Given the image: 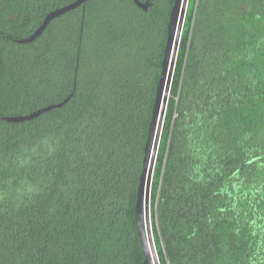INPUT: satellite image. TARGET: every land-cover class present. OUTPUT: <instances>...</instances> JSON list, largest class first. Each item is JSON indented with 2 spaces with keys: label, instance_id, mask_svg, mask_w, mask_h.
Returning a JSON list of instances; mask_svg holds the SVG:
<instances>
[{
  "label": "trees",
  "instance_id": "1",
  "mask_svg": "<svg viewBox=\"0 0 264 264\" xmlns=\"http://www.w3.org/2000/svg\"><path fill=\"white\" fill-rule=\"evenodd\" d=\"M74 1L0 0V264L144 261L135 204L174 0H92L16 42ZM151 218L161 264H264V0H190Z\"/></svg>",
  "mask_w": 264,
  "mask_h": 264
},
{
  "label": "water",
  "instance_id": "2",
  "mask_svg": "<svg viewBox=\"0 0 264 264\" xmlns=\"http://www.w3.org/2000/svg\"><path fill=\"white\" fill-rule=\"evenodd\" d=\"M89 1L92 0H76L69 5L48 12L42 24L29 37L16 40V42L19 44H29L36 41L44 34L54 20L76 10ZM132 1L146 13H149V8L153 6L149 0L145 2L141 0ZM189 2L190 0H174L170 11L161 70L156 86L155 102L144 149L142 172L137 188L135 221L144 256L143 264H161L153 235L151 193ZM75 93L76 91L74 90L61 103L43 107L29 115L8 116L3 117L2 120L11 124L32 121L45 113L63 108L75 96Z\"/></svg>",
  "mask_w": 264,
  "mask_h": 264
},
{
  "label": "flooded vegetation",
  "instance_id": "3",
  "mask_svg": "<svg viewBox=\"0 0 264 264\" xmlns=\"http://www.w3.org/2000/svg\"><path fill=\"white\" fill-rule=\"evenodd\" d=\"M142 2H145V1H147V0H141ZM150 2H151V0H149ZM152 7V6H151Z\"/></svg>",
  "mask_w": 264,
  "mask_h": 264
},
{
  "label": "rangeland",
  "instance_id": "4",
  "mask_svg": "<svg viewBox=\"0 0 264 264\" xmlns=\"http://www.w3.org/2000/svg\"><path fill=\"white\" fill-rule=\"evenodd\" d=\"M189 7V6H188ZM170 99H171V94H170ZM170 99H169V101H170Z\"/></svg>",
  "mask_w": 264,
  "mask_h": 264
}]
</instances>
